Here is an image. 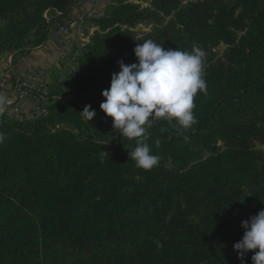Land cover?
Returning a JSON list of instances; mask_svg holds the SVG:
<instances>
[{"label":"trees","instance_id":"16d2710c","mask_svg":"<svg viewBox=\"0 0 264 264\" xmlns=\"http://www.w3.org/2000/svg\"><path fill=\"white\" fill-rule=\"evenodd\" d=\"M77 1L0 0V54L46 42L45 12L63 11L64 22ZM132 1L112 0L95 20L78 66L43 100L46 114H0V264H241V222L264 209V0ZM146 20L159 26L137 39L131 27ZM147 39L189 52L228 46L204 64L196 123L147 128L161 158L151 170L135 166L136 140L100 108L118 62H138Z\"/></svg>","mask_w":264,"mask_h":264},{"label":"clouds","instance_id":"9594fccd","mask_svg":"<svg viewBox=\"0 0 264 264\" xmlns=\"http://www.w3.org/2000/svg\"><path fill=\"white\" fill-rule=\"evenodd\" d=\"M134 53L138 62H118L120 71L112 73L110 87L102 91L106 99L100 108L113 118V127L123 138L136 140V146L129 148V158L135 166L151 170L161 159L146 142L147 128L153 120H175L184 129L196 123L194 98L198 91L206 92L207 87L203 76L204 53L197 47L190 52L180 47L165 49L151 39L138 43ZM81 113L89 120L96 115L90 105ZM4 139L0 133V143ZM241 227L244 234L233 245L241 264H246L245 256L250 250H255L251 257L253 264H264V209L243 220Z\"/></svg>","mask_w":264,"mask_h":264},{"label":"rangeland","instance_id":"374dc122","mask_svg":"<svg viewBox=\"0 0 264 264\" xmlns=\"http://www.w3.org/2000/svg\"><path fill=\"white\" fill-rule=\"evenodd\" d=\"M185 1L184 3H186ZM134 4H138L141 6L142 9L151 8V4L149 0H143V1H132ZM112 4V0H78L75 2V4L71 7V10H73L74 7H77L76 9L79 10L78 15L79 16V23L77 24L76 28L70 29L68 28L69 23H65L67 29L69 32L73 34V37L71 39H67L65 36V44L63 45L62 53L57 56L54 60H52L51 63V69L53 68L56 70L63 69L64 72L60 74L59 76H53V78L50 79L48 83H45L44 89L47 92V95L45 94V98L48 96L50 92L54 90L52 88V84L56 81L63 80L67 75L71 74L76 67L78 66V59L82 55L85 47L87 44L90 43L92 36L95 34V32L98 30V27L95 23V20L102 17L107 8H110ZM70 16V13H68ZM67 17L69 18V16ZM172 16H164V23L166 24ZM159 26L157 23H155L152 20H146L141 23H138L136 26L131 27V30L135 33V37L137 39H143L149 36L153 33L154 29ZM49 35L50 37H56L60 38V35L58 31L55 28L50 27L49 29ZM227 45L222 43L219 46H216L214 48H205L202 50L204 53V64L205 63H211L213 61H216L217 58L224 56ZM45 100V99H44ZM46 101V100H45ZM45 101L44 104L46 103ZM46 114V111L45 113ZM8 115V114H7ZM11 117H16L20 119H25L24 116L19 117L18 114L14 113V115H9ZM39 117V116H38ZM67 125H62L61 127H64ZM73 126L70 125L68 128L73 129ZM114 152L113 146L111 142L105 143V149L104 154L108 155Z\"/></svg>","mask_w":264,"mask_h":264},{"label":"crops","instance_id":"0c3cea01","mask_svg":"<svg viewBox=\"0 0 264 264\" xmlns=\"http://www.w3.org/2000/svg\"><path fill=\"white\" fill-rule=\"evenodd\" d=\"M74 7L70 10V16L64 18L63 23H69L70 29L76 28L79 23V10ZM65 37H50L43 44L26 51L14 52L10 58V52L0 54V113L14 112L19 117H29L32 113L33 103L29 98H21L24 89V78L46 67H51L52 60L62 53ZM64 70L50 71V77L59 76ZM4 85V86H3ZM264 149V146H262Z\"/></svg>","mask_w":264,"mask_h":264},{"label":"built area","instance_id":"2783aa9c","mask_svg":"<svg viewBox=\"0 0 264 264\" xmlns=\"http://www.w3.org/2000/svg\"><path fill=\"white\" fill-rule=\"evenodd\" d=\"M63 14V11L59 9H49L45 12L44 17L48 22L51 23V27L55 28L59 34L65 36L67 39H71L73 34L68 31L65 23H63L59 18L60 16H63ZM14 52L16 51L10 52V58H13L15 54ZM50 69L51 67L43 68L24 78L25 86L21 93V98H29L33 103L32 113L29 117H38L45 113L43 108V100L45 99V94L47 95V92L44 89V85L51 79ZM0 114L14 115V112L5 111Z\"/></svg>","mask_w":264,"mask_h":264}]
</instances>
